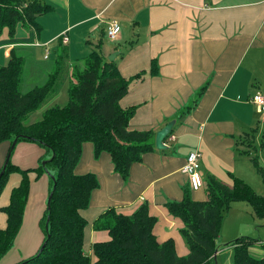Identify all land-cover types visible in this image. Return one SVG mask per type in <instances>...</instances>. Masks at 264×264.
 Masks as SVG:
<instances>
[{
	"label": "crops",
	"instance_id": "1",
	"mask_svg": "<svg viewBox=\"0 0 264 264\" xmlns=\"http://www.w3.org/2000/svg\"><path fill=\"white\" fill-rule=\"evenodd\" d=\"M42 1L53 9L38 16L40 31H34L33 38L28 40L29 30L19 25L16 36L20 42L0 46V66L7 64L12 49L24 57L22 87L30 76L46 82L62 57V88L69 85L73 65L101 42L100 51L108 61L112 52H119L115 60L122 76L147 71L144 79L132 84L120 100L123 107L139 106L130 120V129L153 130L156 135L170 120H176L172 134L165 140L167 148L145 153L142 161L132 165L128 180L116 172L108 152L96 158L94 144L84 143L76 173L93 172L100 182L89 207L80 211L88 222L84 251L95 260L93 245L110 239L107 230L96 227V220L107 209L131 214L146 202L150 214L157 217L154 233L158 241L173 239L177 254L188 255L190 250L181 233L184 222L169 212L166 202L181 200L185 189L191 188L183 166L187 155L195 149L202 154L205 183L210 176L229 185L233 175L247 179L245 170L252 161L239 154L237 140L251 131L256 135L264 123L251 100L256 92H264V0ZM112 20L121 25V33L119 39L112 41L115 46L109 42L104 45ZM63 34L69 37L67 43L63 42ZM2 36L8 37L7 31ZM153 59L158 61V75L148 74ZM38 85L39 82L28 89L24 87V92ZM205 85L207 88L196 105L181 116L194 105ZM11 145L10 141L0 144V170ZM43 154L38 145L22 141L15 147L12 162L22 169L35 168ZM29 177L23 224L14 246L0 264H17L33 256L44 241L39 219L47 208L50 177H38L35 172ZM21 180L22 174L11 173L0 195V229L7 227L8 219L1 208L10 203L12 190ZM191 192L197 200L206 199V186ZM236 203V218L247 219V214H252L249 206ZM242 233L247 232L239 227L236 232H227L223 240L218 238L217 264L221 256H225L221 264L232 262L233 255L230 257L224 251L233 249L223 245ZM252 250L264 256L260 246Z\"/></svg>",
	"mask_w": 264,
	"mask_h": 264
},
{
	"label": "trees",
	"instance_id": "2",
	"mask_svg": "<svg viewBox=\"0 0 264 264\" xmlns=\"http://www.w3.org/2000/svg\"><path fill=\"white\" fill-rule=\"evenodd\" d=\"M53 6L42 0H0V46L20 42L19 25L30 33L39 32L37 18L49 12ZM7 31L8 37H3ZM101 42L92 52L73 65L68 85V102L52 104L42 112L41 119L28 122L30 115L41 109L61 91L64 57L58 60L55 73L44 83L24 92L23 68L25 59L15 49L11 50L7 64L0 66V144L4 141L35 142L51 152V158L43 165L22 169L10 161L0 178V195L13 172L22 174L20 184L12 190L10 203L1 210L8 216L7 227L0 229V260L12 249L22 227L26 204L30 193L31 172L38 177L46 172L50 176L51 201L40 221L44 241L39 251L17 264H209L219 250L218 238L221 223L234 202H247L254 214L264 217V195L258 194L245 180L233 175L231 185L208 177L206 199L197 200L185 189L181 200H168L169 212L182 219L181 233L190 253L179 256L173 239L159 242L154 226L157 217L150 214L148 203H142L127 214L115 208L107 209L97 220L96 227L107 230L108 241L93 245V254L84 251L87 220L80 211L89 207L93 191L100 186L93 172L76 173L85 142L94 144V155L108 152L116 172L124 180L130 177L134 163L143 155L156 149L153 130H131L130 120L139 106L123 107L120 100L132 84L143 80L147 71L132 76L121 75L116 60L108 61L101 53ZM150 75H158V61L151 62ZM207 85L198 92L194 105L181 113L187 114L204 94ZM255 132L246 133L238 142L239 154L248 157L260 173L264 183V167L255 154ZM249 137L251 142L246 139ZM16 144V145H17ZM251 147V151L241 149ZM264 150V131L261 138ZM2 169L0 170V172ZM199 189V190H201ZM264 241L257 237L239 236L223 245L233 249L231 264H264V256L256 257L251 248Z\"/></svg>",
	"mask_w": 264,
	"mask_h": 264
},
{
	"label": "rangeland",
	"instance_id": "3",
	"mask_svg": "<svg viewBox=\"0 0 264 264\" xmlns=\"http://www.w3.org/2000/svg\"><path fill=\"white\" fill-rule=\"evenodd\" d=\"M112 41L113 40L110 41V39L106 37L104 39V45L109 42L110 45L115 46L116 43L112 42ZM104 45H103V47H104ZM113 53H115V52H112L111 55ZM25 77L27 78L26 72H25ZM38 82L40 84H44L45 81H43L40 77L36 78L34 80V79H32V76H30L29 80H26L24 82V87L26 89H28L33 84H36ZM24 87H23V91H24ZM67 89H68V84L65 85L62 88V90L59 93V96L58 97L56 96L57 98L55 97L57 99V100L55 99L56 101H54V98L49 100L41 109L37 110L35 113L30 115V118L28 119V122L32 123V122L40 120L41 116H42V113H43L42 111L49 105L56 104V103L62 104V105L66 104L68 102ZM259 114L262 115V117L264 118V113H259ZM263 130H264V123H261L260 126H259V131L256 134L257 137H256V143H255L256 144L255 154L258 155L259 163L261 164V166L264 167V151H263V149L261 147V138H262ZM246 139L248 140V142L249 141L251 142L249 137H247ZM32 143L38 145L42 150H44V154L41 157H39V161L37 162V165H39L40 164V159H42L41 163L44 165L45 162L51 158V152L47 151V148L42 146L41 144H38V143H35V142H32ZM247 148L251 151V147H247V146H242L241 147V149H247ZM247 167H248L247 168L248 170L247 171L245 170L247 179H245L243 177H242V179L245 180V182H247L250 186H252L253 189L258 194L264 195V183H263V180H262V177H261L260 173L256 169L255 165H253V163L250 162V161H249V164H248ZM243 168L246 169L245 166H243ZM45 175L48 177L49 173L46 172ZM240 202H244V201H240ZM234 203H236V202H234ZM234 203L232 204V207L230 208L229 212H226L224 214L223 219H222L219 241H221V239L223 240V238H225V234L227 232H229V231L230 232H236L239 229V227H242V230L246 231L248 233V234L247 233H242L241 236H251V237H257V238L261 237V238L264 239V217L256 216L254 214L251 206L247 202H245L249 206L250 211L252 212V214L251 215L247 214V219H237L236 218V214L237 213L235 212V209H236L238 204L236 203V205H235ZM39 222H40V219H39ZM40 228L42 229L41 224H40ZM223 232H225V233H223ZM251 252L256 257H262L263 256V255H260L258 252H254L253 250ZM224 253L229 255L230 257H231V254L233 255V251L232 250H225ZM223 257H225V256H221L220 259H219V263L220 264H221V258H223ZM217 262H218V260H215V261L211 262V264H217ZM229 264H231V263H229Z\"/></svg>",
	"mask_w": 264,
	"mask_h": 264
},
{
	"label": "built area",
	"instance_id": "4",
	"mask_svg": "<svg viewBox=\"0 0 264 264\" xmlns=\"http://www.w3.org/2000/svg\"><path fill=\"white\" fill-rule=\"evenodd\" d=\"M121 28V25L116 20L110 21L107 27L108 38L113 41L119 39ZM62 39L65 43L69 41V37L66 34L62 35ZM251 100L256 105L257 110L260 113H264V92H256L253 94ZM201 157L202 154L198 149L192 150L187 155L186 162L183 166V172L189 176L191 187L194 190H199L204 185V178L201 172Z\"/></svg>",
	"mask_w": 264,
	"mask_h": 264
},
{
	"label": "water",
	"instance_id": "5",
	"mask_svg": "<svg viewBox=\"0 0 264 264\" xmlns=\"http://www.w3.org/2000/svg\"><path fill=\"white\" fill-rule=\"evenodd\" d=\"M118 54H119L118 51L115 52V53H113L109 57V60L110 61H114L116 59V57L118 56ZM175 124H176V120L175 119H172L166 125H164L161 129H159L156 132V135H155V145H156V148L157 149L162 150V149H166L167 148V145L165 143V140L172 134ZM18 138L19 137H16L14 139V141L12 142L11 150L16 146L17 141H18ZM11 150L9 151V153L7 155V158H6V161H5V163H4L3 167H2V171L0 172V178L3 175L7 164L10 161ZM51 196H52V194H50L49 197H48V206H49L50 201H51ZM217 253H218V250H216V253L214 255V259L215 260H217Z\"/></svg>",
	"mask_w": 264,
	"mask_h": 264
}]
</instances>
